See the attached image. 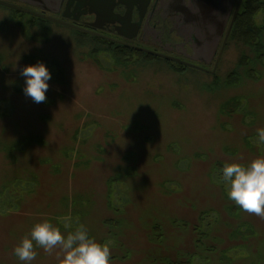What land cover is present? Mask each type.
<instances>
[{
  "label": "rangeland",
  "instance_id": "1",
  "mask_svg": "<svg viewBox=\"0 0 264 264\" xmlns=\"http://www.w3.org/2000/svg\"><path fill=\"white\" fill-rule=\"evenodd\" d=\"M85 36L0 5V264H23L13 250L44 221L84 225L111 264H264V219L221 180L264 157V57L234 37L207 75ZM38 62L39 104L20 75Z\"/></svg>",
  "mask_w": 264,
  "mask_h": 264
},
{
  "label": "flooded vegetation",
  "instance_id": "2",
  "mask_svg": "<svg viewBox=\"0 0 264 264\" xmlns=\"http://www.w3.org/2000/svg\"><path fill=\"white\" fill-rule=\"evenodd\" d=\"M11 1L17 5L22 3L18 0ZM238 2L239 0H224L219 3L207 0H94V3L88 4L93 13L89 10L84 13L80 8V0H76L69 8L67 0L63 5H60L59 0H50L44 7L21 4V7L32 13L55 17L89 32L13 10L41 19L45 25L53 23L85 34L86 38H97L124 47L130 53L136 52L142 57L163 59L185 69L215 75L223 62L229 41L236 36L234 27L238 14L234 22L233 19ZM227 13L228 17L225 19ZM152 53L179 61L167 60Z\"/></svg>",
  "mask_w": 264,
  "mask_h": 264
},
{
  "label": "clouds",
  "instance_id": "3",
  "mask_svg": "<svg viewBox=\"0 0 264 264\" xmlns=\"http://www.w3.org/2000/svg\"><path fill=\"white\" fill-rule=\"evenodd\" d=\"M26 79L23 89L33 102L46 103L51 72L42 62L26 66L20 71ZM258 143L264 144V128L257 129ZM221 180L230 186L228 197L248 214L264 219V157L253 160L249 165L226 163ZM65 228L70 227L65 223ZM36 248H42L52 255L57 249L63 253L60 264H111V250L108 244H101L91 238L88 229L80 225L74 232L63 234L51 222L37 223L14 248L13 254L23 264H31L38 256Z\"/></svg>",
  "mask_w": 264,
  "mask_h": 264
},
{
  "label": "trees",
  "instance_id": "4",
  "mask_svg": "<svg viewBox=\"0 0 264 264\" xmlns=\"http://www.w3.org/2000/svg\"><path fill=\"white\" fill-rule=\"evenodd\" d=\"M259 13H264V0H242L234 27V32L236 33L235 37H238V40L246 47L255 51L257 57L254 58V60L262 59L264 57V28L259 27L256 23V17ZM123 48L124 47H120L119 49L123 50ZM124 50L129 51L126 48H124ZM124 55L125 54H123V56ZM240 62L241 65L245 63L248 66L249 63L253 61L243 55ZM238 74V70H234L229 76H227V83H235ZM112 258L113 257H111V259Z\"/></svg>",
  "mask_w": 264,
  "mask_h": 264
},
{
  "label": "water",
  "instance_id": "5",
  "mask_svg": "<svg viewBox=\"0 0 264 264\" xmlns=\"http://www.w3.org/2000/svg\"><path fill=\"white\" fill-rule=\"evenodd\" d=\"M18 1H20L22 3H27V4H30V5H34V6H37V7H44L45 3L46 2H49L50 0H18ZM75 1L76 0H67V3H66L67 7L69 8L70 6H72V4ZM207 1L208 2H210V1H217V3H219V2L224 1V0H207ZM233 1H235V0H233ZM59 2H60V5H63L64 2H65V0H59ZM80 2L82 3L81 4L82 6L80 8L83 9L84 13H86L88 10H89L90 13H93L94 12L93 10H90L89 9V6H88V4L94 3V0H89V1L88 0H80ZM241 3H242V0H239L238 5H237V8H236V13H235L233 22H234L237 14H238V11H239V8L241 6ZM0 5L5 6V7H8V8H11V9H14V10H17V11H21V12H24V13L34 14L38 18H42V19L48 20L50 22H53V23H57V24L66 26V27H70V28H73V29H76V30H80V31H84V32H89V31H86V30H84V29H82V28H80L78 26H73L72 24L67 23V22H65L63 20L57 19L55 17L46 16V15L40 14V13H32L29 9L23 8L21 6H18L16 4H13V3H9L7 1L0 0ZM68 8H66V9H68ZM227 15H228V13L225 16V19L228 17ZM233 22H232V24H233ZM225 44H226V41L224 43V46H225ZM152 54H154L156 56H160L161 58H165L167 60H172V61H177V62L179 61V60H177L175 58H170V57L165 56V55H162V54H157V53H152ZM190 66H192V65H190ZM192 67H195V66H192Z\"/></svg>",
  "mask_w": 264,
  "mask_h": 264
}]
</instances>
